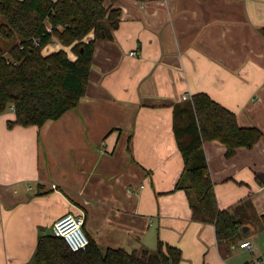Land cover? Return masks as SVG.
Returning a JSON list of instances; mask_svg holds the SVG:
<instances>
[{"label":"crops","instance_id":"0c3cea01","mask_svg":"<svg viewBox=\"0 0 264 264\" xmlns=\"http://www.w3.org/2000/svg\"><path fill=\"white\" fill-rule=\"evenodd\" d=\"M105 6L120 10L119 24L110 40L95 41L78 106L40 128H9L13 111L0 114V264H29L39 233L80 212L100 250L154 251L160 241L181 251L179 264H250L264 255V0ZM60 49L70 53L54 42L43 54ZM197 93L262 134L231 158L218 142L203 144L219 209L245 223L234 246L192 221L189 197L176 188L183 160L172 107ZM244 241L252 252L239 248Z\"/></svg>","mask_w":264,"mask_h":264},{"label":"trees","instance_id":"16d2710c","mask_svg":"<svg viewBox=\"0 0 264 264\" xmlns=\"http://www.w3.org/2000/svg\"><path fill=\"white\" fill-rule=\"evenodd\" d=\"M106 0H0V37L17 38L0 51V114L12 108L7 126H35L56 120L75 109L85 95L92 69L95 41L110 40L120 10ZM111 2L115 0H110ZM264 39V27L259 29ZM93 34V39L85 38ZM69 47L47 55L49 44ZM172 130L183 160L176 188L189 197L191 220L212 224L218 245L234 246L245 224L234 209H219L203 151L205 142H218L231 158L240 148L251 149L262 137L255 127L243 128L235 115L204 93L172 107ZM238 214V218L233 214ZM264 226V216L260 217ZM83 251H71L61 237L40 232L29 264H179L181 251L160 241L154 251L126 252L95 242Z\"/></svg>","mask_w":264,"mask_h":264},{"label":"built area","instance_id":"2783aa9c","mask_svg":"<svg viewBox=\"0 0 264 264\" xmlns=\"http://www.w3.org/2000/svg\"><path fill=\"white\" fill-rule=\"evenodd\" d=\"M129 56L136 57L137 54L132 51L129 53ZM183 100H187V97L183 96ZM83 222L84 214L82 212L76 215L65 214L54 222L51 233L54 236L61 237L71 251H83L89 243L88 237L82 227ZM239 248L246 249L249 252H252L254 249L253 245L248 241L240 243ZM250 264H264V255L255 258Z\"/></svg>","mask_w":264,"mask_h":264},{"label":"rangeland","instance_id":"374dc122","mask_svg":"<svg viewBox=\"0 0 264 264\" xmlns=\"http://www.w3.org/2000/svg\"><path fill=\"white\" fill-rule=\"evenodd\" d=\"M17 40L16 37H14L13 39H3L0 37V51L5 52L11 45H13L15 43V41ZM68 56L70 58H72V54L68 53ZM5 112H11L10 108H7V110ZM101 252H104V249L100 250Z\"/></svg>","mask_w":264,"mask_h":264},{"label":"water","instance_id":"95a60500","mask_svg":"<svg viewBox=\"0 0 264 264\" xmlns=\"http://www.w3.org/2000/svg\"><path fill=\"white\" fill-rule=\"evenodd\" d=\"M243 229H244V228H242V232H243Z\"/></svg>","mask_w":264,"mask_h":264}]
</instances>
